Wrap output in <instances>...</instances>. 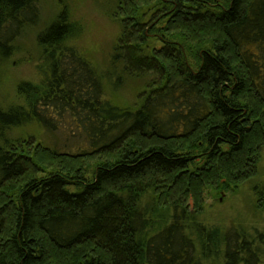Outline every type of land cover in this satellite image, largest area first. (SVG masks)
Returning a JSON list of instances; mask_svg holds the SVG:
<instances>
[{"label":"trees","instance_id":"obj_1","mask_svg":"<svg viewBox=\"0 0 264 264\" xmlns=\"http://www.w3.org/2000/svg\"><path fill=\"white\" fill-rule=\"evenodd\" d=\"M53 1L0 0V67L30 39L40 76L0 107V264H264V0H107L104 69ZM240 184L254 224L204 220Z\"/></svg>","mask_w":264,"mask_h":264},{"label":"rangeland","instance_id":"obj_2","mask_svg":"<svg viewBox=\"0 0 264 264\" xmlns=\"http://www.w3.org/2000/svg\"><path fill=\"white\" fill-rule=\"evenodd\" d=\"M70 4L73 20L80 23L81 34L75 42L80 53L99 69H104L107 55L113 47L120 28L110 18L112 8L107 6V0H64ZM68 4V5H69ZM111 10V11H110ZM56 11L55 2L47 0L42 5V21H48ZM31 40L27 39L20 43V51L10 57L6 64L0 67V107L19 104L16 91L17 85L21 82H28L37 85L39 74L36 71L38 62L36 55L31 50ZM143 86L137 81H129L127 87L118 96L108 95L106 100L118 103L123 107L132 106L136 103V95L140 94ZM60 128L65 127L64 122L59 124ZM28 132L35 135V143L43 144L39 131L29 127ZM27 133V130L25 131ZM16 135V134H15ZM58 135V142L62 143L63 138ZM62 147V145H59ZM35 150V149H33ZM264 172V167L260 169ZM249 188L240 184L228 191L208 189L202 196L201 210L204 220L214 223L220 228H227L239 220L240 223L250 227L254 224L248 216L254 213L250 208ZM189 209L194 210V204L189 201ZM255 226H257L255 222Z\"/></svg>","mask_w":264,"mask_h":264}]
</instances>
